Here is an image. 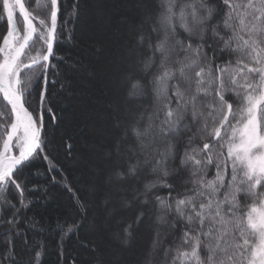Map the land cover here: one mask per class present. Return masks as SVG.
<instances>
[{
    "label": "snow or ice",
    "instance_id": "snow-or-ice-1",
    "mask_svg": "<svg viewBox=\"0 0 264 264\" xmlns=\"http://www.w3.org/2000/svg\"><path fill=\"white\" fill-rule=\"evenodd\" d=\"M0 6L8 23L0 43V93L10 105L0 110V204L15 209L6 230L12 247L0 253V264H23L12 234H22L16 217L28 207L25 191L39 188L28 189L27 177L17 173L41 153L49 171L57 167L48 154L43 111L50 103L60 7L50 0L38 30L22 0ZM17 9L25 21L22 41ZM137 10L116 48L112 99L91 123L92 201L76 197L84 215L65 234L79 231L94 208L93 229L123 249L150 233L136 264H264V193L257 190L264 188V0H139ZM34 33L41 44L28 55ZM217 51L235 55V63L216 64ZM31 69L25 84L21 77ZM40 77L41 114L34 118L24 97ZM213 165L215 176L208 179ZM178 179L183 191L176 190ZM13 186L20 208L7 198ZM164 190L168 195L158 194ZM238 195L253 199L247 211ZM181 223L180 235H172Z\"/></svg>",
    "mask_w": 264,
    "mask_h": 264
},
{
    "label": "trees",
    "instance_id": "trees-1",
    "mask_svg": "<svg viewBox=\"0 0 264 264\" xmlns=\"http://www.w3.org/2000/svg\"><path fill=\"white\" fill-rule=\"evenodd\" d=\"M27 10L34 17L35 27L39 30V20L47 14L50 0H22ZM60 12L58 15L57 38L54 41V55L51 64L55 65L48 72L47 100L44 106L43 123L44 137L48 154L56 163V169L49 171L48 162L40 158L32 160L22 171L17 173L20 178L27 177V188L38 187V191H25L24 203L26 209H20L16 219L20 222L19 236L12 234L15 250L23 264H136L143 246L150 242V233L142 238L134 239L130 249H123L120 242L108 233L94 230L91 217L94 208L87 212L88 220L79 231L66 235V230L75 221L81 220L84 212L76 205V197L91 204L89 192L92 182V168L95 166L90 152L92 144L91 123L97 112L112 99L111 80L113 61L116 48L126 29V21L131 22L137 15L139 0H58ZM2 4V0H0ZM224 11H227L225 8ZM0 43L7 33L6 14L0 6ZM17 32L23 34L24 20L15 14ZM215 23V21H214ZM222 29V34H224ZM231 35V33H227ZM35 41V43H32ZM28 55H35L41 41L35 33ZM216 48L221 47L217 43ZM208 56L212 57L211 49ZM235 63L236 56L217 51L216 64L223 65L225 61ZM1 60V55H0ZM23 63H30L23 59ZM252 66H255L254 64ZM36 69L27 70L21 77L25 84ZM55 81L52 83L51 81ZM44 78L24 99L25 107L33 113L34 118L41 114L39 93L43 88ZM233 99L235 96L233 94ZM150 103V101H145ZM7 102L0 93V110H5ZM51 107L52 113L47 111ZM10 111V106L7 105ZM53 114L55 123L53 122ZM259 114V113H258ZM258 118L260 119L259 115ZM235 123V121H233ZM72 145L71 151L68 146ZM2 138H0V148ZM202 147V143L200 144ZM226 153V149H225ZM229 168L228 179H231ZM36 173L41 175L37 176ZM208 179L215 176L216 168L210 169ZM55 177V180H53ZM173 183V181H169ZM177 191H183L180 179L174 182ZM190 187V185H189ZM264 193V188L257 189ZM227 191V188L224 189ZM168 195L167 190L158 192ZM175 195V193H173ZM224 192L220 193L223 199ZM7 198L20 208V196L14 186L8 190ZM247 211V206L254 201L250 197H237ZM258 202V201H257ZM15 209L5 208L0 204V253H6L12 243L6 230L8 221ZM183 225L178 224L172 233L179 236ZM165 231L167 229H164ZM172 235L167 237L171 242ZM41 255L37 257V254ZM163 259V254H159ZM171 257H169V260Z\"/></svg>",
    "mask_w": 264,
    "mask_h": 264
},
{
    "label": "rangeland",
    "instance_id": "rangeland-1",
    "mask_svg": "<svg viewBox=\"0 0 264 264\" xmlns=\"http://www.w3.org/2000/svg\"><path fill=\"white\" fill-rule=\"evenodd\" d=\"M18 15H19V14H18ZM23 20H24V19H23ZM24 23H25V21H24ZM16 35H17L18 37H20L21 40H22V37H23V35H24V30H23V34H22V35H21V33H19V32L16 31ZM0 55H1V54H0ZM1 59H2V56H1ZM258 115H259V114H257V119H258V121H259ZM18 153H19V150H18L17 148L13 147V149H12V154H13V155H17Z\"/></svg>",
    "mask_w": 264,
    "mask_h": 264
},
{
    "label": "water",
    "instance_id": "water-1",
    "mask_svg": "<svg viewBox=\"0 0 264 264\" xmlns=\"http://www.w3.org/2000/svg\"><path fill=\"white\" fill-rule=\"evenodd\" d=\"M23 2V1H22ZM17 13L19 14V9H17ZM22 19H23V17L21 16V15H19ZM14 20H15V14H14ZM8 24V23H7ZM32 24H33V26L35 27V23H34V20L32 19ZM8 31V30H7ZM34 35H35V33L33 34V36H32V40L29 42L30 44H31V42L33 41V39H34ZM22 41V40H21ZM54 45V44H53ZM1 56H2V54H1ZM3 58V57H2ZM2 60V59H1ZM27 64V63H26ZM2 94V93H1ZM2 96H3V94H2ZM10 106V105H9ZM1 148H2V146H1ZM19 154V153H18ZM17 154V155H18Z\"/></svg>",
    "mask_w": 264,
    "mask_h": 264
}]
</instances>
